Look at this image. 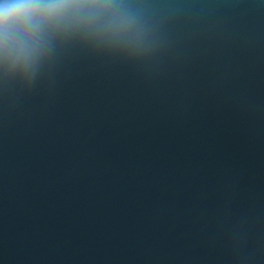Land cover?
Returning a JSON list of instances; mask_svg holds the SVG:
<instances>
[{"label": "water", "instance_id": "water-1", "mask_svg": "<svg viewBox=\"0 0 264 264\" xmlns=\"http://www.w3.org/2000/svg\"><path fill=\"white\" fill-rule=\"evenodd\" d=\"M120 2L0 78V264H264V0Z\"/></svg>", "mask_w": 264, "mask_h": 264}, {"label": "clouds", "instance_id": "clouds-1", "mask_svg": "<svg viewBox=\"0 0 264 264\" xmlns=\"http://www.w3.org/2000/svg\"><path fill=\"white\" fill-rule=\"evenodd\" d=\"M72 41L147 50V36L120 0H0V78L31 82Z\"/></svg>", "mask_w": 264, "mask_h": 264}]
</instances>
